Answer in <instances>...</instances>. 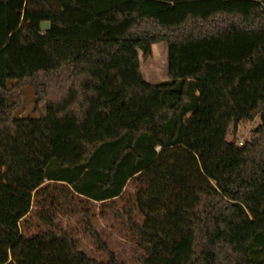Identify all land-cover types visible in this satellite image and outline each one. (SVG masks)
Here are the masks:
<instances>
[{
    "label": "trees",
    "instance_id": "16d2710c",
    "mask_svg": "<svg viewBox=\"0 0 264 264\" xmlns=\"http://www.w3.org/2000/svg\"><path fill=\"white\" fill-rule=\"evenodd\" d=\"M39 33L42 56L17 57ZM162 41L169 79L152 84L140 54ZM25 88L39 117L18 115ZM90 202L138 264H264V0H0V264H126L59 222Z\"/></svg>",
    "mask_w": 264,
    "mask_h": 264
},
{
    "label": "rangeland",
    "instance_id": "374dc122",
    "mask_svg": "<svg viewBox=\"0 0 264 264\" xmlns=\"http://www.w3.org/2000/svg\"><path fill=\"white\" fill-rule=\"evenodd\" d=\"M84 5L83 1H78ZM20 12V11H18ZM22 13V12H21ZM67 16H70L68 12H64ZM22 15V14H21ZM23 20V19H22ZM43 38V33L35 34L33 38L24 37L20 39V46H17V57L25 56L27 53L29 56L40 58L42 56L40 40ZM15 49V48H14ZM33 59V58H32ZM141 72L146 81L157 84L169 79L168 75V43L162 41L153 45L151 55L145 57L143 53L140 54ZM35 96L34 92L30 88L23 90V104L18 111L19 116L39 117V113L34 111ZM260 124V118H256L254 121H239L237 125V131L234 129V123L230 129L228 140L235 141L240 145L246 141L251 140L253 131ZM136 188L134 184H130L125 192V197H132L135 194ZM118 206L122 205V201L117 202ZM101 203L90 202L87 204L89 209V217L85 218L81 214H73L71 212L67 214H61L59 216V222L61 225L73 232L77 238L79 247L92 257L106 258V253L101 251L96 244V241L90 235V232L86 229L89 224L95 231L102 235V239L106 241L108 248L116 253L119 258L126 262V264H138L135 261V246L131 240V237L127 234V229L123 222L115 215L112 210L101 213ZM40 209L38 199H35L32 206V212L25 218L27 225L24 226L22 234H33L38 231L37 212ZM16 263L19 260H15Z\"/></svg>",
    "mask_w": 264,
    "mask_h": 264
},
{
    "label": "water",
    "instance_id": "95a60500",
    "mask_svg": "<svg viewBox=\"0 0 264 264\" xmlns=\"http://www.w3.org/2000/svg\"><path fill=\"white\" fill-rule=\"evenodd\" d=\"M42 27H43L45 30H48V29L50 28V23H49V22H46V23H44V24L42 25ZM238 123H239V120L236 119V120L234 121V129H235V131H237V125H238Z\"/></svg>",
    "mask_w": 264,
    "mask_h": 264
}]
</instances>
